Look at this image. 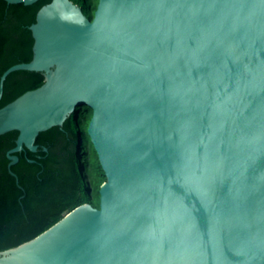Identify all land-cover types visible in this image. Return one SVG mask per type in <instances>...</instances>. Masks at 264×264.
Returning <instances> with one entry per match:
<instances>
[{
	"label": "water",
	"instance_id": "95a60500",
	"mask_svg": "<svg viewBox=\"0 0 264 264\" xmlns=\"http://www.w3.org/2000/svg\"><path fill=\"white\" fill-rule=\"evenodd\" d=\"M29 28L0 76L44 77L0 107L10 173L85 105L106 179L0 264H264V0H50Z\"/></svg>",
	"mask_w": 264,
	"mask_h": 264
},
{
	"label": "trees",
	"instance_id": "16d2710c",
	"mask_svg": "<svg viewBox=\"0 0 264 264\" xmlns=\"http://www.w3.org/2000/svg\"><path fill=\"white\" fill-rule=\"evenodd\" d=\"M49 1L23 4L0 0V76L11 65L31 60L29 26L39 8ZM72 1L92 17L97 0ZM43 81L39 71L9 73L3 82L0 107ZM91 115L92 109L83 105L61 126L39 132L36 152L26 148L17 152L18 162L10 169L18 183L8 169L6 156L18 132L0 135V251L33 238L82 203L98 207L99 188L106 177L87 134Z\"/></svg>",
	"mask_w": 264,
	"mask_h": 264
}]
</instances>
